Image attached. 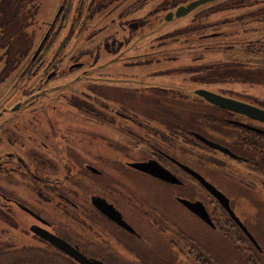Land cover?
Returning <instances> with one entry per match:
<instances>
[{
    "label": "flooded vegetation",
    "instance_id": "af4514ba",
    "mask_svg": "<svg viewBox=\"0 0 264 264\" xmlns=\"http://www.w3.org/2000/svg\"><path fill=\"white\" fill-rule=\"evenodd\" d=\"M52 1L0 0V264H79L37 226L101 264H261L264 122L195 90L264 109L259 92L225 94L227 77L205 79L193 69L201 60L190 51L207 46L198 40L212 38V27L158 47L188 55L159 58L143 43L164 28V13L191 0H54L53 14H41ZM197 8L189 19L197 20ZM213 56L206 61L222 62L220 72L251 80L242 83L264 78V61L251 51ZM86 112L103 120L90 124ZM101 126L111 127L106 140ZM132 162L160 165L179 181ZM182 165L222 192L240 223ZM140 178L152 186L139 187ZM203 194L206 203L196 197ZM178 198L200 201L210 221Z\"/></svg>",
    "mask_w": 264,
    "mask_h": 264
},
{
    "label": "trees",
    "instance_id": "16d2710c",
    "mask_svg": "<svg viewBox=\"0 0 264 264\" xmlns=\"http://www.w3.org/2000/svg\"><path fill=\"white\" fill-rule=\"evenodd\" d=\"M257 0H216L214 3L204 4L197 8V20L194 21L192 17L189 19V22L186 24L181 25L176 31H173L171 33H168L166 35L160 36L156 40H152L151 44L149 45V50L153 51L152 55L157 56L159 58L167 59L170 57H167L169 54H176L178 52H181V54L185 53L183 47L179 48V51L177 52L176 49L171 50H164V49H158L159 46L165 47V44H168V42H173L174 45L184 44L187 42H191L190 37L194 35H198L199 33L203 32L206 29H209V27H212V30L215 31L214 35L210 39L200 38L203 40H198V43H207V46L203 47V49L197 50V53H193L194 50H191V54L189 55V59L193 61H200L201 64H196L193 69L198 74H201L203 78L207 79L209 77L215 78L218 76H222L224 78H228L230 81H251L247 80L249 78L248 76L243 77L238 73L234 72V69H229V72L222 71L224 68L223 63L217 60L214 61H206V54L211 51H229L232 50V54L236 51V47L238 46V51L241 53V51L249 52L251 51L256 56L259 55L260 58H264V6L261 8L254 7L252 9H249L246 12L241 13H235V17L233 19H226L222 21L220 26H224L225 24H230L229 28H226L228 31H225L224 29H219L218 27H215V24H213V20L216 18H211L210 15L208 17V23L207 21H204L203 17L206 16L208 12H212V14L217 13L220 10H232V11H239L238 9L241 7L246 6H252L253 3H256ZM200 11V12H199ZM207 12V13H206ZM194 13V14H195ZM244 14V15H243ZM219 19H216L217 21ZM223 20V19H221ZM208 25H207V24ZM249 23H252L249 27ZM196 26V27H195ZM215 27V28H214ZM153 32H150L147 37H152ZM240 33V34H239ZM168 41V42H167ZM208 41V42H207ZM237 44V45H236ZM163 45V46H162ZM168 47V46H166ZM177 48V50H178ZM189 52V53H190ZM238 52V54H240ZM186 54V53H185ZM188 55V54H186ZM178 57V55H177ZM231 58V57H230ZM259 59V57H258ZM224 73V75H222ZM263 75V73H262ZM262 81H264V78L262 76ZM72 103V102H71ZM72 105V104H71ZM70 104L69 106L72 107ZM76 106L80 107H88L86 104H75ZM86 120L90 121V124L98 123L100 120H103V116L99 114H92V113H85ZM100 117V119H99ZM103 122V121H102ZM73 136H67V138H71ZM78 137H81L78 135ZM137 185L139 187H151L152 184L146 183L142 180V178L135 180ZM118 185L125 187V184L119 183ZM134 187V186H133ZM182 195H185L182 193ZM193 195V194H192ZM144 196V195H143ZM197 198L201 197L203 202L206 203L207 198L205 196H199L196 195ZM207 197V196H206ZM216 202V201H214ZM216 238H221L220 236H216ZM215 239V241H218ZM261 254H260V261L261 264H264V242L262 243L261 248ZM200 264H205V260L203 263L200 262ZM217 264V263H215Z\"/></svg>",
    "mask_w": 264,
    "mask_h": 264
},
{
    "label": "water",
    "instance_id": "95a60500",
    "mask_svg": "<svg viewBox=\"0 0 264 264\" xmlns=\"http://www.w3.org/2000/svg\"><path fill=\"white\" fill-rule=\"evenodd\" d=\"M214 0H191L185 4L178 5L175 10L169 11L165 15V20L172 19L173 17H180L192 9L199 7L201 5H204L208 2H211ZM198 95L204 97L207 101L214 103L218 106L228 108L231 110H235L238 112L245 113L247 115H250L252 117H255L261 121L264 122V109L251 105L249 103H245L233 98H229L226 96H222L218 93H215L210 90L206 89H196L195 90ZM18 104L12 107V109H15ZM209 144H211L209 142ZM213 145V144H211ZM130 165L136 169L142 170L144 172H148L152 175H155L161 179L170 181V182H178L179 180L176 179L169 171H167L165 168L161 167L160 165H157L152 162H132ZM183 166V165H182ZM190 174L195 176L199 182L218 200V202L229 211L231 216L237 220L239 223L240 221L238 218L234 215L233 211L230 209L228 205V200L225 197V195L217 190L213 185H211L208 181H206L200 174L196 173L192 169L188 168L187 166H183ZM93 169V167H92ZM95 170V169H93ZM179 201L186 206L190 211L195 213L197 216H199L201 219L205 221H210L209 216L207 214V211L204 208V205L200 201L196 200H189L187 198H178ZM98 207L105 212L111 219H114L119 224L126 226L127 228L131 229L128 224H126L123 219H121L115 211L106 203L100 202ZM35 231L39 233L40 235L44 236L46 239H48L52 244L60 248L61 250L67 252L69 255H71L79 264H101L99 261L96 260H90L86 258L82 253L74 249L69 243L65 242L61 238L57 237L56 235H53L49 233L48 231L40 228L35 227Z\"/></svg>",
    "mask_w": 264,
    "mask_h": 264
},
{
    "label": "rangeland",
    "instance_id": "374dc122",
    "mask_svg": "<svg viewBox=\"0 0 264 264\" xmlns=\"http://www.w3.org/2000/svg\"><path fill=\"white\" fill-rule=\"evenodd\" d=\"M214 1H216V0H214ZM214 1L208 2L207 4H209V3H212L213 4ZM262 6H264V0H257V2L256 3H253L252 6H246L244 8L243 7L239 8L238 9L239 11H232V10H228V9L227 10H220L217 13L211 14L210 19L211 18L219 19L217 21H215L216 19L213 20V24H215V27H218V25H221L222 24V21H224L226 19H230V18L233 19L235 17V13H241V12L244 13V12L248 11L249 9L254 8V7L261 8ZM54 11H55V8H54V0L50 4H47V5H43L42 4V6H41V14H46L48 16L49 15L51 16ZM165 15H166V13H164V17H165ZM203 18H204L203 19L204 21H207L208 22L209 19L206 16H204ZM221 19H223V20H221ZM188 20H189V16H187V14H186V15H182L180 17H173L172 19H169V20L165 21V23L163 24V27L164 28H162V29H160L158 31L153 32L152 33L153 34L152 37H150V36L147 37L146 36L144 39H146L147 41H145L143 43H145V44L151 43L152 40L153 41L156 40L157 38H159L163 34L162 33L163 30L164 31H168V30L173 29V31H174L176 29V27H178L179 25H182V24H186V21H188ZM208 23H210V22H208ZM251 24L252 23H249L247 25H249V27H250ZM229 26H230V24H227V25L225 24L224 26H220V28L219 27L218 28L220 30L221 29H224L225 31H228L226 28H229ZM168 43H173V42H168ZM236 51H237V54L235 53V51L232 54V50H229V51L227 50L225 52L224 51L223 52L222 51H212L210 53H214V56L213 57H218V58H221V59H226V58H230V57H233V56H234V59L235 58L239 59L240 58V54H238V52H239L238 51V46L236 47ZM257 56L260 59V56L259 55H257ZM263 59L264 58H262L260 60L264 61ZM184 60H186V59L184 58ZM151 67H155V66H151ZM137 71H140L141 72V68L139 70H137ZM135 73H137V72L135 71L133 73V75H135ZM157 77L163 78L164 76H157ZM177 79L179 81H183V82L186 81V78H184L183 76H179ZM77 84L80 86V85H83L84 82L79 81ZM227 87H229L231 90H251V91L256 90V91L259 92L258 98L261 101L264 102V81H262L260 83V85L259 84L258 85H254L253 84L252 86H249L248 83H242L241 81H229V83L227 81V82H225V86H224V93L225 94H227V91H226L227 90ZM215 88H218V87H215ZM219 89H222V88H219ZM86 128H91V127H86ZM110 128L111 127H109V126H104V127L101 126V127H99L100 132H101V134L103 136L102 140L104 139V136L105 135H108V136L111 135ZM108 138H110V137H108ZM104 140H106V139H104ZM102 148H105V147L103 146ZM107 152H108L107 154H110L108 148H107ZM226 160L228 162H233L232 160H229L228 158H226ZM203 196H205V198H206L207 195L206 194H203ZM207 201H209V200L207 199ZM182 218H183V216H182ZM24 240L28 242L31 239L28 238V237H26V239H24Z\"/></svg>",
    "mask_w": 264,
    "mask_h": 264
}]
</instances>
